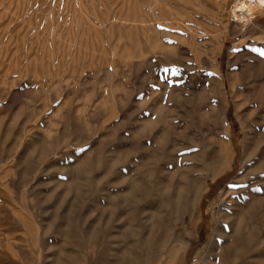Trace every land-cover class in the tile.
I'll return each instance as SVG.
<instances>
[{"label": "rangeland", "instance_id": "rangeland-1", "mask_svg": "<svg viewBox=\"0 0 264 264\" xmlns=\"http://www.w3.org/2000/svg\"><path fill=\"white\" fill-rule=\"evenodd\" d=\"M213 1L0 0V264H264V46Z\"/></svg>", "mask_w": 264, "mask_h": 264}, {"label": "bare ground", "instance_id": "bare-ground-1", "mask_svg": "<svg viewBox=\"0 0 264 264\" xmlns=\"http://www.w3.org/2000/svg\"><path fill=\"white\" fill-rule=\"evenodd\" d=\"M218 1V0H217ZM223 1V0H222ZM230 1V0H229ZM237 1V0H236ZM215 2V0L213 1ZM234 2V1H233ZM213 4V3H211ZM216 4H220L219 2ZM226 5V4H225ZM224 5V6H225ZM213 7V6H212ZM222 7V6H220ZM214 8V7H213ZM236 10H238L237 12H239V14L237 15V17L239 18V20L241 21V24L240 25H237L236 27H234V36L237 41L238 40H243L244 42H248L247 43H251V45H257V47L259 46H264V19H262L264 17V0H239L237 2V5H236ZM225 11V10H223ZM216 12V11H215ZM222 13V12H221ZM209 14V13H208ZM216 14V13H214ZM207 15V14H206ZM213 15V14H212ZM218 15V14H217ZM216 15V16H217ZM235 15V14H234ZM211 17V14L208 15V17ZM214 16V15H213ZM215 16V17H216ZM214 17V18H215ZM223 17V16H222ZM255 17V18H254ZM213 18V19H214ZM219 18V17H218ZM181 21V20H180ZM161 22V21H160ZM180 23V22H179ZM207 23V22H206ZM224 24V23H223ZM185 26V25H184ZM189 29V28H188ZM234 39V38H233ZM235 40V39H234ZM236 42V41H235ZM244 42H241V43H244ZM248 45V44H247ZM263 48V47H262ZM259 49V48H258ZM165 52V51H164ZM251 52H253L251 50ZM244 55V54H243ZM253 55V54H252ZM165 56V55H163ZM199 57V56H198ZM157 59V58H156ZM201 60V59H200ZM196 61V60H195ZM203 62V61H202ZM200 66V64H199ZM246 67V66H245ZM204 68V67H203ZM194 70V69H193ZM204 70V69H202ZM198 71V70H197ZM203 73V72H202ZM205 74V73H204ZM198 75V74H197ZM199 76V75H198ZM204 77V76H203ZM4 80V79H3ZM166 82V81H165ZM246 97V96H245ZM249 98V97H248ZM254 99V98H253ZM223 103V102H222ZM247 103V102H246ZM260 106V105H258ZM263 106V105H262ZM214 107V106H213ZM255 107V106H254ZM215 108V107H214ZM245 108V107H244ZM264 109V108H263ZM264 111V110H263ZM261 113V112H260ZM218 114V113H217ZM222 114V119L224 118L225 121H226V116L223 117V113ZM217 116V115H216ZM255 116V114H254ZM260 116V115H259ZM249 117V116H248ZM185 118V117H184ZM247 118V117H246ZM255 118V117H254ZM259 120V119H258ZM256 121H257V118H256ZM253 122V121H252ZM256 123V122H255ZM260 124V122H259ZM264 124V123H263ZM256 127V126H255ZM258 128V126H257ZM264 128V127H263ZM251 130V129H250ZM253 130V129H252ZM257 132V131H256ZM255 132V133H256ZM261 132V131H260ZM254 134V133H253ZM259 134V133H258ZM249 135V134H248ZM254 137V136H253ZM256 137V136H255ZM249 138V137H248ZM257 138H255L256 140ZM254 140V141H255ZM255 144V142H254ZM257 147V146H256ZM264 149V148H262ZM250 153V152H249ZM260 154V152H259ZM246 155H249V154H246ZM250 156V155H249ZM249 156H247L246 159L249 158ZM263 156V155H262ZM251 158V157H250ZM249 158V159H250ZM261 158V156H260ZM244 158V161L246 160ZM251 160V159H250ZM253 161V160H252ZM260 162V161H259ZM258 162V163H259ZM256 164H257V161H256ZM254 166V165H253ZM252 166V167H253ZM248 170V169H247ZM260 173V172H259ZM244 178V177H243ZM237 179V178H236ZM247 179V178H246ZM254 179V178H253ZM262 183V181H261ZM253 184V183H252ZM256 184V183H255ZM237 185V184H236ZM252 186V185H251ZM249 187V186H248ZM234 188V187H233ZM239 188V187H238ZM228 190V189H227ZM237 190V189H236ZM241 190H244V189H241ZM226 191V189H225ZM247 192V191H246ZM238 193V192H237ZM247 194V193H245ZM226 195V194H225ZM228 195V194H227ZM240 196V195H239ZM243 196V195H242ZM233 198V197H232ZM242 199V198H241ZM245 199V197H244ZM232 200V199H231ZM249 200V199H248ZM251 201V200H250ZM238 203V202H237ZM232 205V204H231ZM248 205V204H247ZM243 207V206H242ZM233 208V206H232ZM261 213V212H260ZM222 219V218H221ZM237 227V226H236ZM244 228V227H243ZM244 235V234H243ZM215 242V241H214ZM216 244V243H215ZM226 252V250L224 251ZM234 253V252H233ZM232 255V254H231ZM238 257V256H237ZM256 257V256H255ZM237 259V258H236ZM174 261V260H173ZM185 264V263H184Z\"/></svg>", "mask_w": 264, "mask_h": 264}]
</instances>
